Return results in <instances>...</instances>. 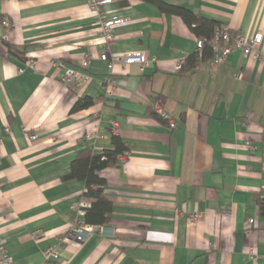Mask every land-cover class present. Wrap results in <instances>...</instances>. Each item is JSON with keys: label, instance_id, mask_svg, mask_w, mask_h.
I'll return each instance as SVG.
<instances>
[{"label": "crops", "instance_id": "1", "mask_svg": "<svg viewBox=\"0 0 264 264\" xmlns=\"http://www.w3.org/2000/svg\"><path fill=\"white\" fill-rule=\"evenodd\" d=\"M161 1L264 37V0ZM114 15L126 22L112 51H145L143 70L100 59L101 20ZM197 38L142 0H113L100 14L88 0H0V238L14 264H264V61L235 51L192 67ZM66 67L80 70V86L67 87ZM87 96L93 105L71 112ZM113 123L129 150L100 172L111 220L63 240L84 223L85 190L63 176L81 149L112 146ZM48 248L57 255L45 260Z\"/></svg>", "mask_w": 264, "mask_h": 264}, {"label": "built area", "instance_id": "2", "mask_svg": "<svg viewBox=\"0 0 264 264\" xmlns=\"http://www.w3.org/2000/svg\"><path fill=\"white\" fill-rule=\"evenodd\" d=\"M113 0H88V3L95 11V13L100 14L101 8L104 5H108ZM126 22V19L122 16L114 15L109 17H104L101 20V32L103 37L102 51L100 54V59L108 63V67L113 69L116 65H130L138 64L143 70L150 62L148 53L145 51H135L129 52L126 54L114 53L112 50L113 44L116 40V35L114 30L123 25ZM3 25L6 27H11V22L8 19L3 20ZM263 33L257 32L253 35H247L241 32H234L227 25L222 23L218 25L214 31L213 36L207 42L212 50V57L210 61L215 65L224 64L228 56L235 52L240 51L245 56H251L254 59L264 61V50L261 48L263 43ZM206 40L202 38H197V47L198 52L202 54V50L205 46ZM184 60L178 61L176 69L181 71L184 66ZM88 59H85L83 62V67L88 66ZM62 67L65 65L61 64ZM64 80L68 88L74 86H80L82 84L83 76L81 75L80 70L73 67H66V72L64 75ZM115 82L112 78L107 80V90L108 95H112L115 89ZM154 109L167 121L169 122L170 129H174L177 125L176 121L170 120L167 115L159 108L158 105L154 106ZM113 132L115 134H120L119 127L116 123H113ZM94 137L93 133H87L86 138L90 140ZM31 139H36V135H31ZM2 144V138L0 137V146ZM250 145V143H249ZM88 206V203L82 201L79 203L78 207L80 212L84 215V208ZM199 214H194L191 217V220L197 221L199 219ZM257 219L250 218L248 220L249 227L256 225ZM105 225L91 226L84 223H75L73 224L66 235L63 237V240L67 238L85 240L88 236L95 230L104 229ZM56 251L52 248H48L44 251L45 260H50L55 257ZM0 264H14L12 255L7 250L5 243L2 238H0Z\"/></svg>", "mask_w": 264, "mask_h": 264}, {"label": "trees", "instance_id": "3", "mask_svg": "<svg viewBox=\"0 0 264 264\" xmlns=\"http://www.w3.org/2000/svg\"><path fill=\"white\" fill-rule=\"evenodd\" d=\"M156 4L164 13H170L180 16L189 28L198 38L206 40L202 54L198 51L188 58V62L195 67L200 61L212 57V50L208 41L214 34L218 25L222 23L213 19L202 17L189 8L174 3H168L161 0H142ZM12 51L18 54L22 59H26L24 53L18 47H12ZM185 63V62H184ZM94 100L91 97L79 98L71 112L79 111L92 106ZM152 115L158 119L165 120L155 109ZM112 146L102 152H96L88 147L81 149L71 164V170L63 176V180L79 179L85 182L83 201L89 203V207L84 208V224L91 226L107 225L111 220L113 203L105 195L106 179L101 177L100 172L108 167L119 164L120 157L129 150V145L119 135L112 133ZM258 207L261 215H264V197H259Z\"/></svg>", "mask_w": 264, "mask_h": 264}, {"label": "rangeland", "instance_id": "4", "mask_svg": "<svg viewBox=\"0 0 264 264\" xmlns=\"http://www.w3.org/2000/svg\"><path fill=\"white\" fill-rule=\"evenodd\" d=\"M68 232V231H67Z\"/></svg>", "mask_w": 264, "mask_h": 264}]
</instances>
